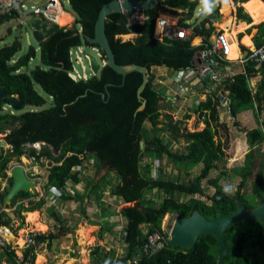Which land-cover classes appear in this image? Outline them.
Returning <instances> with one entry per match:
<instances>
[{"label":"trees","instance_id":"trees-1","mask_svg":"<svg viewBox=\"0 0 264 264\" xmlns=\"http://www.w3.org/2000/svg\"><path fill=\"white\" fill-rule=\"evenodd\" d=\"M67 1L76 14L75 22L80 25L81 32L92 37L98 12L101 6L110 0ZM202 1L158 0L153 8L144 10L149 16L148 19L130 26L125 25V16L122 13L108 16L105 32L116 62L142 64L147 69V80L140 92L144 107L134 114V109L139 104L136 99V88L141 82L139 71H129L122 79L112 67L104 64L97 75L92 74L86 80L75 81L67 76L66 70L70 68L68 50L82 43V37L77 34L78 27L75 25L67 27L53 24V32L39 43L42 66L35 65L30 70H23L31 59L30 52L16 58L15 62L11 61L18 50L16 41L0 47V90H5L11 100L23 107L42 106L46 103V98L36 91L34 84H39L51 99L46 108L24 112H14L12 109L3 112L4 102H0V133L5 134L3 138L10 145L5 151L2 146L0 148V178H7V165L12 157L19 158L22 155L36 162H40L41 158L47 159L48 168L43 175L45 190L53 187L62 191L67 181L79 182L78 174H71V169L81 164L88 156H92L99 167L112 172L118 181L113 183L111 191L119 195L123 203L118 212L124 220V252L122 257H117L114 261H106L105 254L103 264H121L125 258H132L134 254L138 255L135 264H217L219 248L210 234H200L186 250L164 243L154 253L146 255L141 248L144 232L140 225L145 224L146 231L159 229L164 214L173 213L186 217L194 209H198L206 218L227 215L236 209L237 197L245 208H252L264 202V177L260 173L264 157L258 158L264 155V151L259 150L260 143L264 140V120L258 122L257 118V113L264 103V63L259 64L262 78L254 91L249 87V77L255 75L258 67L249 59L245 61L242 69L236 70L232 76L225 79L221 89L229 100V110L234 118L242 111L253 109L254 118L260 123V126L251 129L239 128L245 133L249 149L243 165L231 170L232 176L240 177L244 187L256 168L251 180V194H239L238 191L231 195L229 191L225 192V188L219 183L223 176L230 178L225 170H222L219 176L209 178L210 172L217 168V162L225 160V144L220 137L215 138L219 127L227 130L225 124L219 121L220 105L216 92L206 96L195 107V112L204 123L202 129L185 130L182 134L173 133L176 139L184 138L183 151L172 150L161 137L144 135L145 123L151 127L159 123V103L170 106L169 99L163 94L165 87L156 83L150 66L165 65L174 69L192 66L195 52L211 46L213 21L214 17L219 15L218 9L221 7L223 16L234 9L232 0H220V6L200 20L186 23L184 20L187 14L194 11ZM233 1L241 2L243 6L237 7V18L248 24L255 23L247 29V24L242 23V29H238H246V34L242 36L245 37L244 40L241 37L236 41L237 47L234 41L231 42L232 58H236L237 50L241 54L239 45L251 46L248 37L253 46L264 43V0ZM158 13L175 19L176 16L169 14L181 15L179 24L191 28V36L156 39L153 29ZM59 18V25L71 20V16L65 12H59ZM7 20L8 15H1L0 25ZM130 32L135 33L133 39L121 40L118 37ZM201 41V44L193 45ZM93 46L98 47L96 44ZM100 53L105 59L104 52L100 50ZM213 57L226 64L230 62L217 55ZM102 93L105 94L104 98ZM189 116L187 114L185 118ZM234 125L239 126V122L235 120ZM140 140L143 143L142 148H139ZM36 142L44 143L39 149H35L32 145ZM161 153L176 162L186 174L201 163L200 173L186 182L153 178L148 160L142 163L143 171L139 170V164L144 157ZM205 179L214 189V193L207 196L208 201L194 197L205 195L201 185ZM11 181L10 178V185ZM91 185L90 192L97 194L98 185ZM152 190L161 192L162 197L143 205L144 193ZM6 192L7 190L0 193L1 204ZM35 195L36 193L31 191H19L6 208L15 206L14 212L17 214L21 211H33L44 203L43 198L37 202L33 201L32 197ZM181 196L187 198L180 199ZM63 197L67 198L66 195ZM24 200L27 201V206L24 205ZM50 212L59 220L56 213ZM11 222L12 217L3 210L0 213V225L8 226ZM53 237V233H40L35 236V241L38 243L48 239L50 242ZM223 237L234 249L225 254L222 264H258L257 251L264 256V226L257 219L232 225L223 231ZM33 247L34 244H30L23 250L20 261L15 257L13 250L4 251H7L11 264H27L34 261Z\"/></svg>","mask_w":264,"mask_h":264},{"label":"rangeland","instance_id":"rangeland-1","mask_svg":"<svg viewBox=\"0 0 264 264\" xmlns=\"http://www.w3.org/2000/svg\"><path fill=\"white\" fill-rule=\"evenodd\" d=\"M61 3V11L67 13L70 16H74L76 18V14L74 11L71 10L70 5L67 0H59ZM32 1H27L25 3V8L30 7L32 5ZM221 4L220 0H203L194 10V15L191 17L190 22H195L196 20L201 19L204 17L206 14L210 12V10L216 9L218 6ZM233 11L230 12L229 14L227 13L225 15V22H222L223 19L220 21H213V26H214V31L211 37L213 38L219 31L223 32L225 31L228 35V30L229 25L232 22V17L234 18L235 22V17H236V9L239 6V3L233 2ZM206 5V6H205ZM242 6V5H241ZM243 7V6H242ZM221 8V7H220ZM218 9V14H223L221 12V9ZM178 15V14H177ZM230 15V16H229ZM159 14H157L158 18ZM181 16V15H179ZM162 17L161 15L159 18ZM231 18V20L227 19ZM229 21V22H228ZM70 25V24H69ZM79 26L75 21L71 22V25ZM10 27L12 29L11 33H7V28ZM131 33V32H130ZM225 35V36H226ZM132 35L127 33V36H123L121 40H127L131 39ZM239 36L237 35V38ZM133 39V38H132ZM17 40L20 45L21 49L18 48L15 57H20L24 55L26 52H30L31 59L26 67L23 68V70H30L33 68L35 65H41L40 63V50H39V42H37L31 32V29L28 25H26L23 28H20L17 26V23L9 19L5 21L1 26H0V47L3 45H7L12 43L13 41ZM83 49L86 52L92 53L96 56V52L94 50H91L89 46L85 45L82 43ZM252 46V45H251ZM248 46V47H251ZM31 47H34V53L31 54ZM99 62L101 63V57L96 56ZM89 61L84 59V63L86 65V70L87 71H92L89 67L88 64ZM241 64V63H240ZM42 66V65H41ZM242 66V65H241ZM239 64L236 65L238 69L241 67ZM160 68V65H151L150 66V71L154 75V80L156 81L157 84H162L159 83V80H156L159 78L157 75V68ZM164 69V68H162ZM174 69V68H173ZM169 73H171V67H169ZM163 79L165 76H160ZM170 79H172V82L175 84L173 87L169 89H163V94L166 96V99H169L170 106H164L163 102L159 103V111L160 115L158 117L159 123L156 124V126L151 127L149 124L145 123L144 124V135L145 137H161L166 144L172 149V150H179L183 151L185 147V141L183 137H178L177 139L174 138L173 133H183L185 130H200L204 127V123L202 121V118L198 115L197 112H195V107L197 106L199 101H202L208 96L209 94L204 92V90H201V88L196 89L200 90L196 93V90L194 91L193 95H196V98L190 97L191 90L189 93H177L175 92L176 89L179 86V80L176 79V69L172 71V74L169 76ZM254 81V79H249V85ZM187 84V83H183ZM164 87H166L165 84H162ZM223 83L221 84L220 91L222 89ZM157 87V85H156ZM34 88L36 91L41 94L43 97L46 98V103L42 106H33V105H26L23 107V109L19 110V112H24V111H29V110H41L43 108H46L50 105L51 99L47 96V94L43 91V89L40 87L39 84H34ZM10 107H8L4 103V107L2 108L3 112L10 111ZM13 110V109H12ZM16 112L15 110H13ZM189 114V118H185V115ZM219 121L223 122L226 127V131L222 128H218L217 135L215 136L216 139L219 137L221 140L224 142V147H225V160H221L217 162V168L212 170L209 174V178H215L220 175L222 170H225L227 174L230 175V178L226 177H221L220 178V185L223 186L224 188H227L229 193L231 195H235L236 192L239 191V194H251V180L253 178V175L255 174L256 168L253 169V175L252 177L248 178L246 180V185L243 187L241 185V179L240 177L237 176H232L231 170L236 167H241L243 165L244 157L245 154L247 153L249 147L246 142L245 138V133L244 131L240 130L239 128H245V129H251L255 128L256 126H260V123L258 124L254 118L253 114V109H248L245 111L240 112L239 114L236 115L234 118L233 116H230L226 108L222 105H220L219 108ZM257 118L258 122L260 120H264V103L262 104V109H259V112L257 113ZM239 122V126L234 125V121ZM4 134L0 133V140H4ZM176 139V140H175ZM41 143H34L32 145L33 148L39 149ZM1 148V146H0ZM4 151L7 149V146H2ZM260 152L264 151V140L262 143H260L259 147ZM1 153V149H0ZM263 156H258V158H262ZM24 158V159H23ZM145 160L150 161V169H151V176L154 178H162L164 180H172V181H180V182H186L188 179H194L199 173L202 168V164L196 165L194 169L188 172L186 174L179 165L174 162L171 158L166 156L165 154L161 153L159 155L157 154H152L144 157L142 161L139 164V170L142 172L143 169V162ZM16 162V164H27V170H28V177L31 179V181H34L37 183L38 186L41 187V191L43 192L44 189V181H43V175L46 174V169L48 168V161L45 158H41L40 162H36L32 158H27L26 156L22 155L19 158L12 157L10 162L7 165V171H6V176H9V169H10V164L11 162ZM93 158L92 156H88L83 159L81 164L77 165V167H74L71 169V174H78V178H80L84 184H86V180L90 179V177L95 176L96 179L104 178L105 184L102 185V193L101 197L105 198V202L103 201L101 203L104 204L105 207L110 205V202L114 204L115 208L113 209L112 213L118 212L116 208H119L122 206V200L119 195H115L113 191H111L113 188V178L115 175L111 172H108L104 168H99L98 165L92 164ZM12 167V165H11ZM260 173H262L264 177V162L262 167H260ZM95 179V181H96ZM94 178H92L91 181H93ZM80 181V180H79ZM75 183L74 181H67L65 187L63 188L64 192L67 193H72V188H75ZM93 183V182H92ZM112 183V184H111ZM94 184H98V182H94ZM9 180L8 178H0V193L3 191H6L9 188ZM112 187H108L111 186ZM203 190H204V196H199L196 195L194 196L195 198L202 200V201H208L207 196H211L214 193V189L210 187L207 183V180H203L201 183ZM38 186L37 189L32 190L31 192L37 193L34 197H32L33 201H39L40 195L38 194ZM90 186V185H89ZM264 191V188H263ZM44 192L48 195L51 196L49 193V190H44ZM62 194V191H61ZM60 194V195H61ZM111 194V195H109ZM162 193L157 191V190H152V191H146L144 193V196L142 198V203L143 205L148 204L150 201H157L162 197ZM187 197H180V199H186ZM47 200V199H46ZM48 201L44 200V203L36 210L33 211H21L19 214L13 213L9 214L12 217V222L10 225H5L9 231L7 232H2V239L4 242V246L0 245V264H11L10 261H8V253L7 251H4L5 249L7 250H13L15 257L20 261L23 250L27 247L30 246L29 241L27 242L28 235L30 233H35V232H47L50 230H54L55 233H58L59 227L61 229H64L65 227L68 228L72 227V222H61L60 226H56V222L54 219L56 217H52V214L48 211L49 209L55 213L54 210L60 213L59 210V205L57 206L55 203H49ZM25 203L24 205L27 206V201L24 200ZM55 201V200H53ZM3 206V205H2ZM1 207V205H0ZM2 208V207H1ZM12 209L14 210V206H12ZM59 215V214H58ZM21 216L23 218H21ZM71 216V215H70ZM175 214L173 213H166L161 219L160 227L164 228L165 230H169L174 219ZM71 218H74V216H71ZM77 219V217L75 216ZM23 222V223H22ZM63 223H65L63 225ZM48 225V226H47ZM54 225V227H53ZM63 225V226H61ZM106 225V224H105ZM116 227V225H113ZM89 228V227H86ZM83 228H79V230L76 231V234H78L77 241L81 243L84 247V245L88 244L94 240V237L90 235V228L89 233H88V238H85L81 234V230ZM141 229L144 231L147 230V226H142ZM80 231V232H79ZM169 233V232H168ZM91 236V237H90ZM65 238L63 237V234H58L57 238L52 239V243L50 247L46 245V242H40V243H34L33 251L35 253L34 255V261L33 263H27V264H63L66 262V264H70L71 261H68V258L65 259L66 254L62 253V256L58 255L57 257H54L52 255L53 250L55 248V243L59 242L57 245L60 243H63L62 239ZM86 243V244H85ZM33 245V244H32ZM64 247V246H63ZM42 256V258H39ZM40 259V261H39ZM65 259V261H64ZM257 262L258 264H264V256L262 253L257 251Z\"/></svg>","mask_w":264,"mask_h":264},{"label":"crops","instance_id":"crops-1","mask_svg":"<svg viewBox=\"0 0 264 264\" xmlns=\"http://www.w3.org/2000/svg\"><path fill=\"white\" fill-rule=\"evenodd\" d=\"M238 3H239V5H241L240 4L241 2H238ZM211 11L212 10H210V12ZM163 13H165V12H163ZM163 13H159V14H163ZM235 13L237 14V9H236ZM166 14H169V13H166ZM169 15L176 16V19L172 18V19H175V22L173 24H175L177 26L178 25L182 26V24H179V21H181V16H179V14L178 15L177 14H169ZM193 15H194V12H193ZM72 18H74V20H72V21H76V18L74 16H71V19ZM227 19L231 20V18H227ZM224 20L226 21V19H224ZM184 21L186 23H189V24L193 23L187 19H185ZM197 21L198 20H196L195 22H197ZM71 22L68 21L66 26L70 27ZM242 23L247 24L246 29L248 28V26L255 24L253 22L248 24L246 21L238 19L237 15H236L235 22H234V18L232 17V22L229 25L230 29L228 30V33H229L228 35H226L227 33L225 31L223 32V30L219 31L228 37L230 44L232 41H234L236 47H237L236 41L241 39V37L246 34L245 33L246 29L238 31V29H242ZM18 27H20V26H18ZM11 31H12V29H11ZM240 33H242L241 36L239 35ZM128 34L132 35L131 39L135 36L134 32H131ZM237 35L239 36L238 38H237ZM196 37H199V36H196ZM211 38L212 37H210L211 46L207 47L206 49H203V50L200 49L197 51L201 52V51L207 50L208 48H211L212 44H214L213 42L215 41L216 35L213 37V39H214L213 41L211 40ZM244 38L242 37V40H244ZM248 39H249V44L252 45L251 44L252 40L249 37H248ZM201 43H202V41L199 43H196V44H193V43L192 44L198 45ZM239 46L243 48L242 53H244L248 49V46H245V45H239ZM239 57H241V54L239 53L238 50H237V57L236 58L228 57L230 59L229 64L233 68H235L236 70H238V68L236 67L237 64H239L241 66V64L239 63V61L237 59ZM15 58H17V57H15ZM244 63L242 64L243 66H244ZM254 66L258 67V69H257L255 75L249 77V79H254V81L251 83V85H249V87L252 91H254L256 89L257 83L259 82L260 78H262V69H260L259 64H257V65L255 64ZM162 68H164V69H162ZM171 69H172L171 73L168 74L170 71L169 67H166L165 65H160V68L159 67L157 68V75L159 76V78L156 80H159V81L162 80L163 81L162 84L166 85L165 89H169V88L173 87V85L175 84L174 82H172V79L169 78V76L172 74V71H174L173 68H171ZM240 69H242V66L240 67ZM160 76H165V78L163 79ZM159 83H161V81ZM162 84H160V85L163 86ZM179 84H183V82H180ZM185 85L191 86V89H189L188 91L184 90L183 92L189 93V91L191 90L190 97L196 98V95H193L194 91L196 89H199V88H201V90L206 91L205 88H206L207 84H206V81L202 77L196 75V76L190 78L189 81L187 82V84H185ZM198 91H200V90H196V93ZM166 96H168V95H166ZM17 112H19V111H17ZM8 148L9 147H7V149ZM11 163L12 164H10V168H11V165L16 164V162H14V161ZM92 164L96 165V167H97V163L95 162V160L92 161ZM23 167H24L25 174H26L27 178L31 181V179L27 175V173H28L27 164H23ZM98 167H99V165H98ZM7 178H8V180L10 179V177H7ZM92 178H94L93 181H91ZM95 179H96V177L92 176V177H90V179L86 180V184H84V182L79 178L80 181L75 183L76 186H75V188H72V193H67V192H64V190H62V194L59 197H55L52 195L50 196V195L46 194L44 192L45 189H43V192H42L41 187L38 186L36 182L32 181L35 183L36 189H37L36 186H38V190H39L38 194L40 195V198H43L45 201H48V199H50L49 200L50 204L55 203L57 206L59 205L60 213L57 212L56 210H54L57 215L59 214L58 215L59 220H56L57 218L54 219L55 221H57L55 225L60 226L62 221L65 223L69 222V221L72 222V227H69L68 230L66 227L64 229H61V227H59L58 233H55L54 230H50L47 232L44 231V232H39V233L36 232V235L40 234V233H44V234L53 233L54 237L52 239L57 238L58 234H63V237H65L62 239L63 243H60L59 245H57L59 242L55 243V248L53 250L52 255L54 257L58 258V255L62 256V253H64V254H66L65 259L68 258V261H71L70 264H103L102 259L103 258L105 259V254H107L106 261H109V259H113V261H114V259H116L117 257L123 256L124 246H123V240H122V234H121V231H122L121 227H122V224L124 223L123 217L119 212H117V214L112 213L115 206L113 207L114 204H112L111 202H110V205H108V207H105L104 204L102 205L101 202L103 201V203H104L105 198L104 197L102 198L100 193H102V185L105 184V180H104V178H100V179H96V181H95ZM112 181H113V183H117L118 180H117L116 176L113 178ZM92 182L93 183L98 182L97 185H98L99 189H98L97 194H92L90 192V187L92 186L91 184H93ZM9 184H10V182H9ZM10 186L11 185H9V188H10ZM108 187H112V185L108 186ZM63 195H66L67 198H64ZM109 195H111V194H109ZM53 200H55V201H53ZM0 205L4 209V211H6L8 214L13 213L14 210L12 209V207L6 208V206H2L3 204H1V203H0ZM14 209H15V206H14ZM119 209H120V207L116 208V210H119ZM48 211L50 212L51 210L49 209ZM70 215L74 216V218H71ZM75 216L77 217V219L75 218ZM65 223H63V225ZM63 225H61V226H63ZM113 225H116V227ZM142 226H145V224L140 225V227H142ZM53 227H54V225H53ZM84 227H89L91 229L90 235L94 237V240H92L89 244L87 241V244L85 243L86 245H84V247H83V245L77 241L78 234H76V231L79 230V228L81 229ZM143 232H144V230H143ZM52 239L50 240V242H48V239H44L42 241H39L38 243L46 242V245H48L50 247V245L52 243ZM137 258H138V255L134 254L132 258H125L121 264H135ZM65 259H64V261H65ZM63 264H66V262Z\"/></svg>","mask_w":264,"mask_h":264},{"label":"water","instance_id":"water-1","mask_svg":"<svg viewBox=\"0 0 264 264\" xmlns=\"http://www.w3.org/2000/svg\"><path fill=\"white\" fill-rule=\"evenodd\" d=\"M157 2L158 0H110L104 3L98 12L92 37L88 36L84 32H77V34L82 37L84 42L88 43L89 45H98L99 49L102 50L105 54L104 64L112 67L116 71V73L121 75L122 79L125 74L129 73V71H139V73L141 74V82L136 88V99L139 104L134 109L133 114L136 111L143 109L144 107V100L142 99L140 92L147 80V69L142 64H136L133 62L119 64L116 62L114 53L105 32V23L108 21V16L110 14L120 13L123 10H148L153 8ZM193 12L194 11H190L185 19H191V17L193 16ZM222 18L223 14H219L218 16L214 17V21H220ZM29 27L34 39L39 43L47 36H49L54 30L53 26L49 25L45 21H42L40 16H35L31 20ZM7 33H11L10 27L7 28ZM123 35L126 34H120L118 37L122 38ZM211 40L213 41L214 39L211 38ZM15 41L18 45V48L21 49L20 43L17 40ZM34 50V47H31V54L34 53ZM200 54V51H196L193 56V60H198ZM246 55L247 51L243 53L244 57H246ZM88 57L89 66L92 69V74L97 75L99 73V70L101 69V66H103L104 64L101 65L97 57L92 53H88ZM104 96L105 94L102 93L103 98ZM1 101L15 111H19L23 108L21 104H18L15 101L11 100L7 96L5 90H0V102ZM226 110L228 111L229 115L232 116L229 110V105H227ZM40 143L43 144L44 142ZM0 145L10 147V145L5 140H0ZM142 147L143 143L140 140L139 148ZM9 176L12 181L10 188L4 195L2 201L3 206L10 205L11 200L19 191L35 190V183L27 178L23 164L20 163L12 165V167L9 169ZM252 219H257L264 226V202L259 203L252 208H245L239 197H237L236 209L231 213L220 217L206 218L201 215L198 209L192 210L191 213L186 217L175 214L173 223L169 229L168 236H166L165 238V243L177 245L180 248L186 250L193 245L194 241L197 240L200 234H210L215 238L219 248L217 264H222L225 254L234 249V247L229 246L225 242L223 231L231 227L232 225Z\"/></svg>","mask_w":264,"mask_h":264},{"label":"built area","instance_id":"built-area-1","mask_svg":"<svg viewBox=\"0 0 264 264\" xmlns=\"http://www.w3.org/2000/svg\"><path fill=\"white\" fill-rule=\"evenodd\" d=\"M27 1H32L33 4L30 5V7L25 8V3ZM61 9V3L59 0H0V16L8 15L9 19L14 20L17 23V26H20V28H23L26 25L29 26L31 20L35 16H40L41 20L47 22L49 25L56 24L57 26H66L67 23L59 25L56 21L58 13L62 12ZM120 13L124 14L125 16L126 26L142 23L143 21L149 18V16L144 12V10H123ZM72 20H74V18H72L69 22H71ZM81 31L82 29L79 26L78 32L81 33ZM191 34V28L179 25L177 26L173 23L165 22L163 19L157 18V16L155 18L153 36L156 39L161 40L162 37L188 38L191 36ZM82 43L89 46L91 50H94L96 52V56L102 58L98 47L86 44L83 39ZM82 43L75 47H71L68 50L70 68L66 70V73L69 78L75 81L81 79L86 80L90 75H92V71L86 70L84 59L89 61V52H86L83 49ZM213 43L214 44H212L211 48L201 51L199 59L193 60L192 66H185L176 69V79L179 80V82L187 83L190 78L196 75L202 77L207 84L205 88L206 91L204 92L208 94L216 92L218 94L219 105H222L226 108L227 105H229V100L225 96V94L220 91L219 87L222 83H224L227 77L232 76L235 73L236 69L233 68L229 63H223L213 57V55H217V57L221 59L230 60L227 57L229 46L228 37H226L223 33L219 32L216 34V38ZM239 50L241 52V57L237 59L239 63H241V65L248 59L252 60L256 65L264 63V43L258 46L252 45L251 47H248L246 57L243 56V48L239 46ZM11 61L15 62L16 58H13ZM100 64H104L103 58L101 59ZM16 71H20V69H16ZM189 89H191V86L179 84L175 92L181 93L184 90L188 91ZM48 190L49 193L55 197H59L61 194V191H58L53 187L49 188ZM3 210L4 209L0 207V213ZM7 231H9V229L5 225H0L1 246L5 245L2 239V232ZM168 232L169 230H165L163 227H160L159 229L145 231L144 240L141 245L142 251L146 255L154 253L158 248L163 246V244L165 243V238L166 236H168ZM121 234L123 236L124 233L121 231ZM35 236L36 232H32L28 235V244H33L35 242Z\"/></svg>","mask_w":264,"mask_h":264},{"label":"bare ground","instance_id":"bare-ground-1","mask_svg":"<svg viewBox=\"0 0 264 264\" xmlns=\"http://www.w3.org/2000/svg\"><path fill=\"white\" fill-rule=\"evenodd\" d=\"M159 14V13H158ZM160 15V14H159ZM161 19H163L165 22H168V23H174L175 22V19H172V18H169V17H166V16H162V17H160ZM59 13H58V15H57V18H56V21H57V23L59 22ZM223 20H222V22H224L225 20V17L223 16V18H222ZM61 20V19H60ZM127 35V34H126ZM126 35H123V36H126ZM227 37V36H226ZM227 57H230V58H232V48H231V44L229 43V46H228V52H227ZM24 159V158H23ZM89 228H86V227H84L82 230H81V234H82V236L83 237H85V238H87L88 237V233H89V230H88ZM91 230V229H90ZM80 232V231H79ZM39 258H42V256H40ZM39 261H40V259H39Z\"/></svg>","mask_w":264,"mask_h":264},{"label":"clouds","instance_id":"clouds-1","mask_svg":"<svg viewBox=\"0 0 264 264\" xmlns=\"http://www.w3.org/2000/svg\"><path fill=\"white\" fill-rule=\"evenodd\" d=\"M206 6V5H205ZM228 191V189L227 188H225V192H227ZM145 232V231H144Z\"/></svg>","mask_w":264,"mask_h":264}]
</instances>
